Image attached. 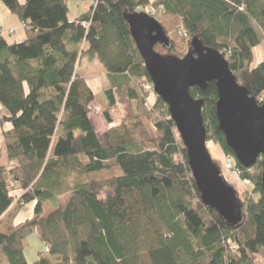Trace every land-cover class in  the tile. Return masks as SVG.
Masks as SVG:
<instances>
[{
    "label": "trees",
    "instance_id": "16d2710c",
    "mask_svg": "<svg viewBox=\"0 0 264 264\" xmlns=\"http://www.w3.org/2000/svg\"><path fill=\"white\" fill-rule=\"evenodd\" d=\"M0 2L28 31L13 43L0 32V104L10 124L2 135L17 163L0 166V218L14 203H34L33 219L0 232L1 262L28 264L24 249L35 233L48 252L33 264H264V155L240 165L218 128L215 81L190 88L206 141L251 184L239 199L241 221L227 223L202 201L167 105L155 95L146 106L142 86L152 83L127 22L154 9L166 38L156 53L181 59L196 39L222 54L236 83L261 103L264 61L253 65V49L264 41V0H94L74 19L66 0ZM84 57L112 76L128 110L99 135L88 117L94 95L77 73ZM112 88L103 91L109 106ZM67 194L61 208L56 197ZM47 201L55 211L42 218Z\"/></svg>",
    "mask_w": 264,
    "mask_h": 264
},
{
    "label": "water",
    "instance_id": "95a60500",
    "mask_svg": "<svg viewBox=\"0 0 264 264\" xmlns=\"http://www.w3.org/2000/svg\"><path fill=\"white\" fill-rule=\"evenodd\" d=\"M130 35L150 77L154 93L167 105L170 119L183 143L192 178L202 201L218 211L229 224L242 219L235 191L220 177L219 167L206 147L201 102L190 88L214 80L218 99V128L233 151L235 160L251 168L264 155V100L260 103L239 86L222 54L204 49L194 39L183 58L164 57L153 49L166 43L157 20L143 12L128 17ZM264 188V170L261 173Z\"/></svg>",
    "mask_w": 264,
    "mask_h": 264
},
{
    "label": "crops",
    "instance_id": "0c3cea01",
    "mask_svg": "<svg viewBox=\"0 0 264 264\" xmlns=\"http://www.w3.org/2000/svg\"><path fill=\"white\" fill-rule=\"evenodd\" d=\"M0 4H2V3L0 2ZM88 7H89V4H87V2H83V4H82L83 12H87ZM5 10L2 9V7L0 5V28L2 27V21H3L4 23L6 22L8 24V26H9L8 29L13 30V32L10 33L8 29H5L3 31V33L1 34L2 37L8 43L23 41L27 37L28 31H27L26 27L22 26V24L20 23V21L16 17H15L16 19H14L13 18L14 16H12V14L10 15V12L6 8H5ZM75 15H77V14H75ZM79 15H81V14H79ZM6 16H10V22L12 23V25L6 21ZM91 60H93V59H91ZM91 60H89L87 58V62L85 61V66L88 67L87 71L79 68L77 70V72L79 73L78 75H80L86 81V83L89 86L90 90L92 91L94 97H96V93L99 94L100 91L102 92L106 88L115 87L114 86L115 81L112 79V76L104 73V71L102 70L99 63H98V66L94 65V66H91V68H93V69H89L90 68L89 66L91 64L89 61H91ZM262 61H264V41L260 45L256 46L253 49V65H256ZM100 70H101V72H100ZM98 74H101L100 79L96 78V76H98ZM113 81H114V84L112 83ZM102 87H103V90H102ZM115 89L116 88H112L114 103L111 106L107 105L105 109L101 108V111L104 110L108 113L110 120H109V122L108 121L106 122L105 120L98 118L97 125H96V133L98 135L101 134L102 132H104L110 126H113L114 124L120 123L125 117H127L128 110L126 107V103L122 99L118 98V95H117ZM149 102H150V105L153 106L154 102H155V96L149 97ZM91 104H92V102H91ZM91 104H90V106H91ZM6 115H7L6 110L3 109V107L0 104V166H5L6 168L10 169V168L16 167L17 163L9 161L7 158V155H6L4 139H3V135H2V132L4 130L10 129V124L8 122L3 121V117ZM16 192L19 194V191L16 190ZM68 196H69V194L56 197V202L58 205H60L61 208H64V206L66 205V202L68 200ZM13 207H14V205L8 210V212L5 213L4 216H2L0 218V232L3 234H10L21 223H23V221H20L17 219L18 211L16 213L15 212L11 213V211L13 210ZM26 208H27V205H26ZM46 211H47V213L50 211L48 214H51L53 211H55V207H54V204L52 202L47 201L42 205V212L44 214H46ZM48 214L42 218H46L48 216ZM33 218H34V215L32 213L29 218H25V219H33Z\"/></svg>",
    "mask_w": 264,
    "mask_h": 264
},
{
    "label": "rangeland",
    "instance_id": "374dc122",
    "mask_svg": "<svg viewBox=\"0 0 264 264\" xmlns=\"http://www.w3.org/2000/svg\"><path fill=\"white\" fill-rule=\"evenodd\" d=\"M66 2H67V5H68V8H69L68 16H69L70 19L76 18L77 16H79V14L83 13V9H82V4L83 3L80 0H66ZM86 2H87V4H89V6H91L92 3L94 2V0H87ZM0 5H1L2 9L5 10V8L2 6L3 4H0ZM138 11L139 12H143V13H145V14H147V15H149V16H151V17L156 19V17H154L155 14L154 15H150L145 10L141 11V9H138ZM75 14H77V15H75ZM13 18L16 19L15 17H13ZM6 21L9 24L12 25V23L10 22V16H6ZM22 26H24V25L22 24ZM8 28H9L8 24L6 22L4 23L2 21V27L0 28V32L3 33V31L5 29H8ZM9 32L12 33L13 30H9ZM188 51L189 50H187L185 52V54ZM81 60H82L80 62L81 64L78 65L77 70L79 68H81V69L87 71L88 67L85 66V61L87 62V58L84 57V58H81ZM89 62L91 63V64L89 63L90 64V66H89L90 68L89 69H93V68H91V66H94V65L98 66V62H96L94 59L89 61ZM100 72H101V70H100ZM96 78L100 79L101 78V74H98V76H96ZM102 90H103V87H102ZM147 94H148V97H147L148 102L146 101V106L147 107H152L150 105V102H149V97H152V96L154 97L155 94H154L153 90L148 91ZM94 98H95V100H93L91 106H89L90 113L88 114V117H89V119H90V121L92 123V126L96 130V125H97L98 118H101V119H103V120H105L107 122V119H106V117L104 115L105 111L104 110L101 111V108L105 109L106 106L108 105L109 101L106 98V93L103 92V91L102 92L100 91L99 94L96 93V97H94ZM206 147H207V150H208L211 158L217 163V165L219 167L220 177L225 182V184L230 186L235 191V194H236V197H237L238 201H239V199H240V201H242L243 193L244 192H248L251 189V184L248 181H241L239 179V176H238L239 174L235 173L234 170L227 169L225 167V165L227 163H230V165L235 167L234 160L229 159V157L226 156L221 151V149L219 148V146L217 144H215L212 141H206ZM15 194H18V193L15 191ZM21 194L22 193L19 192L18 195L20 196ZM240 201H239V203H240ZM13 205H14V207H13V210L11 211V213H14V212L16 213L18 211L17 219L20 220V221L24 222L26 220L25 218H29L30 215L33 213V208H34V203L33 202L28 203L27 204V208L23 204L14 203ZM48 213H47V211H46V214H44L42 212L40 217H44ZM49 215L50 214H48V216ZM27 242H28V244H27L26 248L24 249V256H25L26 262L28 264H33V262L37 258V254L44 250L45 245L43 244V242L38 238V236L35 233H32V234L28 235ZM0 264H6V263L0 261Z\"/></svg>",
    "mask_w": 264,
    "mask_h": 264
},
{
    "label": "built area",
    "instance_id": "2783aa9c",
    "mask_svg": "<svg viewBox=\"0 0 264 264\" xmlns=\"http://www.w3.org/2000/svg\"><path fill=\"white\" fill-rule=\"evenodd\" d=\"M145 11L148 12L150 15H154L156 13V11L154 9L150 8V7H146L145 8ZM142 87H143V89H145L147 91L152 90V85H150V84H145ZM225 167L227 169H232V170H234L235 173L239 174V171L237 170V168H235L232 165H230V163H227L225 165ZM44 252H46V253L48 252V248L46 246L44 247Z\"/></svg>",
    "mask_w": 264,
    "mask_h": 264
}]
</instances>
